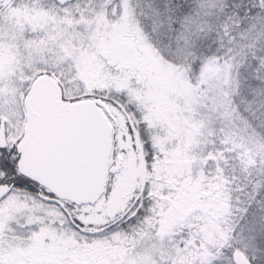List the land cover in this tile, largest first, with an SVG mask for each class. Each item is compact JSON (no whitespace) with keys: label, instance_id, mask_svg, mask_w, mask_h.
<instances>
[{"label":"rangeland","instance_id":"obj_1","mask_svg":"<svg viewBox=\"0 0 264 264\" xmlns=\"http://www.w3.org/2000/svg\"><path fill=\"white\" fill-rule=\"evenodd\" d=\"M228 1L78 0L63 9L51 0H12L1 6L7 15L0 26L4 32L0 37V105L3 106L0 116H6L11 123L17 99L22 102L31 81L52 73L69 90L68 96L73 101L107 100L115 119L111 121L114 151L110 164L121 157L122 166L119 173L109 177L104 195L94 205L76 206L68 202L46 205L37 197H21L18 193L9 198L5 214H0V264H17L13 257L3 255L8 250L6 247L15 241L25 250L36 252L46 248V253L51 254L78 247L96 259L90 261L92 264L156 263L150 249L129 257L113 248L117 235L101 236L103 230L133 212L147 175L132 183L139 167L143 165L146 171L147 168L139 130H132L129 120L137 123L135 108L149 117L151 123H181L183 115L189 123H196L193 113L197 109H207L223 121L235 116L234 97L239 96L246 80L235 81L234 64L240 56L246 59L242 52L251 38L249 33L260 21L252 27L241 23L240 28L236 23L227 25L224 22L227 15L221 11ZM260 9L261 5L253 6L252 14H260ZM33 12L35 21L30 16ZM219 31L222 32L217 35ZM213 41L226 45L227 49L239 45L241 50L233 54L234 50L230 49L213 57L200 52ZM137 42L141 46L137 47ZM121 44L132 49L125 64L128 69L118 63ZM138 54L143 58L138 59ZM134 60L139 63H132ZM208 69L212 70L211 74L206 73ZM261 91L264 96V88ZM259 111H264V101ZM174 143L165 135L157 139L160 146ZM172 157L179 169L175 168L171 176L183 175L178 182L188 194L179 197L182 203L178 205L179 211L170 210L162 217V233L178 224L195 229V221H187L189 213L199 210L208 215L215 208L210 200L212 193L206 196L198 189L197 199L190 194L197 174L192 170L183 174L181 162L189 156L174 151ZM38 193L46 197L43 191ZM185 206L186 210H182ZM226 214L224 207V212L218 215ZM258 237L264 244V216L254 225L242 228L237 237L238 250L232 258L217 259L206 251L201 264H238L239 255L253 264L259 255L264 257L257 248Z\"/></svg>","mask_w":264,"mask_h":264},{"label":"trees","instance_id":"obj_2","mask_svg":"<svg viewBox=\"0 0 264 264\" xmlns=\"http://www.w3.org/2000/svg\"><path fill=\"white\" fill-rule=\"evenodd\" d=\"M262 3L264 0H230L221 11L227 15L224 21L227 25L236 23L240 28L241 23L252 27L254 22L260 21L257 28L249 33L251 38L242 52L246 59L242 60L240 56V61L238 59L234 64L232 76L235 81L240 78L246 80L239 96L234 97L235 116L223 121L207 109H197L193 113L196 123H189L184 115L180 118L181 123H151L149 117L133 109L147 176L133 212L101 232V236L106 233L118 236L113 248L123 255L134 257L150 249L155 264H201L206 251L217 259L232 258L238 250L237 237L242 228L254 225L264 216V111H259L264 101L261 91L264 88ZM258 5L262 7L260 14H252L253 6ZM214 41L209 48H201L200 52L213 57L230 49L234 50L233 54L241 50L239 45L227 49L226 45ZM219 52L223 53L217 54ZM163 135L171 137L175 143L158 145L157 139L161 140ZM174 151L189 156L181 161L182 173L192 170L197 174L190 194L197 199L198 189L206 196L212 193L210 200L215 208L208 215L201 214L199 210L189 213L187 221L194 220L195 229L188 228V224H178L169 232L162 233V217L170 210L179 211L178 205H182L179 197L188 194L179 183L183 175L171 176L175 168L179 169L172 157ZM223 206L227 207V214L218 215L224 212ZM80 233L85 236L84 232ZM17 242L11 244L13 247H6L8 250L3 254L13 257L17 264H92L96 260L74 246L66 253L52 251L51 254L46 253V248L36 252L25 250ZM260 242L258 237L257 248L264 253V244ZM253 264H264V257L259 255Z\"/></svg>","mask_w":264,"mask_h":264},{"label":"flooded vegetation","instance_id":"obj_3","mask_svg":"<svg viewBox=\"0 0 264 264\" xmlns=\"http://www.w3.org/2000/svg\"><path fill=\"white\" fill-rule=\"evenodd\" d=\"M8 1L12 0H0V26L5 19V15H7L5 7L1 6ZM51 1L57 8L65 9L75 4L78 0L67 2L64 5H60L56 0ZM13 5H17V3L14 2ZM30 16L34 21L36 20L34 17V12L33 15ZM1 34L4 35V32L0 29V37ZM136 44L137 47L141 46L140 42H137ZM127 45L121 44L119 46L122 54L120 55V60L118 62L124 64L126 69H128V66L126 65L131 58L130 56L132 51V49L126 48ZM137 58L139 59L143 57L138 54ZM136 60L131 62H135L136 64L139 63ZM42 78H49L51 79L52 83H44L39 85L37 88V96L35 100L37 103V110L40 112L42 118L41 123H34L37 139L39 140V145L41 147L45 143L43 141L48 138V141L50 140L51 142L50 148L53 152V155L60 156L62 153H64L67 156V158L70 160L68 164V170L73 178L72 181L76 183H80L84 174L86 173L85 155L87 149V125L86 123H81L85 121V117L82 118L79 116V122H76L77 116L69 112L70 109L68 108V104H78L87 101L96 102L98 100L104 102L105 104L107 103V100H103L102 98H97L95 100L73 101L68 96L69 90L65 89L63 83L58 80V76L52 73L39 75L31 81L25 98L22 100V102L17 99L14 113L11 111V113H13L11 115V123L7 122L6 116H0V214L2 215L5 214L4 207L6 201L16 193H18L21 197L29 195L32 197H37V199L46 205H48L47 203H51L53 206L61 205L63 202L70 203L67 199L55 195L44 185H41L40 183L24 176L20 169V163L22 160L20 147L24 141L28 128L26 101L33 88V85ZM0 107L3 106L0 105ZM104 113L111 121H115V119L110 114V110H105ZM129 124L132 130L136 129L134 123H132L131 120H129ZM96 142H99V138L98 141L96 140ZM112 142L113 155V127ZM119 158L121 157H117V160ZM114 164L108 168H112ZM71 188H73V186ZM83 190L84 188L82 189L80 185L78 191L82 192ZM39 191H43L46 197H40L38 193Z\"/></svg>","mask_w":264,"mask_h":264},{"label":"water","instance_id":"obj_4","mask_svg":"<svg viewBox=\"0 0 264 264\" xmlns=\"http://www.w3.org/2000/svg\"><path fill=\"white\" fill-rule=\"evenodd\" d=\"M60 5L74 0H56ZM207 74L212 70L208 69ZM52 83L49 78L39 79L34 85L26 101V112L28 120L27 133L20 147L22 160L20 169L24 176L44 185L55 195L67 199L76 205H88L97 203L105 192L109 173L116 174L120 171L122 160L118 159L116 165L109 170L110 155L112 152V128L102 112L107 108L102 101H87L78 104H68L69 112L74 114L76 122L79 116L85 117L87 125L86 135V173L80 183L73 180L68 170L70 160L62 153L60 156L53 155L50 148L51 142L48 138L40 147L34 123H41V115L37 110L36 96L37 88L41 84ZM99 142H96V140ZM98 143V144H97ZM70 169V168H69ZM144 167L139 168L138 173L132 179L135 184L143 176ZM81 185L82 192L78 191ZM73 186V188H71ZM238 264H249L244 257L237 256Z\"/></svg>","mask_w":264,"mask_h":264}]
</instances>
